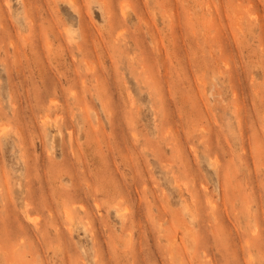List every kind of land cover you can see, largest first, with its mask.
Returning <instances> with one entry per match:
<instances>
[{
	"label": "rangeland",
	"instance_id": "obj_1",
	"mask_svg": "<svg viewBox=\"0 0 264 264\" xmlns=\"http://www.w3.org/2000/svg\"><path fill=\"white\" fill-rule=\"evenodd\" d=\"M0 252L264 264V0H0Z\"/></svg>",
	"mask_w": 264,
	"mask_h": 264
},
{
	"label": "bare ground",
	"instance_id": "obj_2",
	"mask_svg": "<svg viewBox=\"0 0 264 264\" xmlns=\"http://www.w3.org/2000/svg\"><path fill=\"white\" fill-rule=\"evenodd\" d=\"M106 1H107V0H106ZM201 1H202V0H201ZM203 1H204V0H203ZM218 1H219V0H218ZM220 1H221V0H220ZM182 2H183V1H182ZM209 2H210V1H209ZM202 3H203V2H202ZM211 3H212V2H211ZM253 3H255V2H253ZM110 5H111V3H110ZM207 5H209V4H207ZM212 5H213V4H212ZM191 6H192V5H191ZM237 6H238V5H237ZM185 7H186V6H185ZM208 7H209V6H207V8H208ZM210 7H211V6H210ZM228 7H229V6H228ZM235 7H236V6H235ZM235 7H234V9H235ZM255 7H256V6H255ZM108 8H109V7H108ZM174 8H175V7H174ZM207 8H206V9H207ZM213 8H214V6H213ZM236 8H237V7H236ZM238 8H239V6H238ZM248 8H249V7H248ZM26 9H27V8H26ZM104 9H105V8H104ZM206 9H205V10H206ZM232 9H233V8H232ZM232 9H231V10H232ZM123 10H124V9H123ZM25 11H26V10H25ZM208 11H210V10H208ZM222 11H223V10H222ZM113 12H114V11H113ZM189 12H190V11H189ZM206 12H207V11H206ZM211 12H212V11H211ZM211 12H210V13H211ZM215 12H216V11H215ZM26 13L28 14V12H26ZM122 13H123V12H122ZM27 14H26V16H28V15L30 16V14H28V15H27ZM123 14H124V13H123ZM216 14H217V13H216ZM108 15H109V14H108ZM114 15H115V14H114ZM174 15H175V14H174ZM176 15H177V14H176ZM176 15H175V16H176ZM109 16H110V15H109ZM242 16H243V15H242ZM114 17H115V16H114ZM114 17H113V18H114ZM116 17H117V16H116ZM169 17H170V16H169ZM189 17H190V16H189ZM239 17H240V16H239ZM107 18H108V17H107ZM171 18H172V17H171ZM176 18H177V17H176ZM251 18H252V17H251ZM254 18H255V17H254ZM30 19H31V18H30ZM148 19H150V18H148ZM210 19H211V18H210ZM225 19H226V18H225ZM119 20H120V19H119ZM168 20H169V18H168ZM31 21H32V19H31ZM31 21H30V22H31ZM121 21H122V20H121ZM147 21H149V20H147ZM177 21H178V20H177ZM177 21H176V22H177ZM226 21H227V20H226ZM30 22H29V23H30ZM118 22H119V21H118ZM143 22H145V21L143 20ZM176 22H175V24L179 23V22H177V23H176ZM120 23H121V22H120ZM151 23H152V22H151ZM31 24H32V23H31ZM146 25H147V24H146ZM148 26H149V25H148ZM177 26H178V24H177ZM216 26H217V25H216ZM178 27H179V26H178ZM250 27H251V26H250ZM179 28H180V27H179ZM218 28H219V27H218ZM52 29H53V28H52ZM250 29H251V28H250ZM154 30H155V28H154ZM177 30H178V28H177ZM154 32H155V31H154ZM169 32H170V31H169ZM188 32H189V31H188ZM250 32H251V31H250ZM116 33H118V32H116ZM206 33H207V32H206ZM156 34H157V33H156ZM193 34H194V33H193ZM147 35H148V34H147ZM115 36H117V35L115 34ZM211 36H212V34H211ZM219 36H220V35H219ZM152 38H153V36H152ZM95 40H96V39H95ZM14 46H15V45H14ZM101 47H103V46H101ZM14 48H15V47H14ZM14 48H13V49H14ZM14 50H15V49H14ZM22 51H23V50L21 49L20 52H22ZM15 52H17V51H15ZM25 53H26V52H25ZM28 53H29V52H28ZM98 53H99V52H98ZM23 55H24V54H23ZM26 55H27V54H26ZM17 56H18V55H17ZM34 58H35V57H34ZM157 58H158V56H157ZM18 59H19V58H18ZM31 59H33V58H31ZM159 60H160V59H159ZM31 61H32V60H31ZM33 61H34V60H33ZM56 61H57V60H56ZM35 64H36V63H35ZM38 64H41V62L38 63ZM38 64H37V65H38ZM42 65H43V64H41L40 66H42ZM35 67H36V66H35ZM36 68H38V67H36ZM142 68H143V67H142ZM42 69H43V66H42ZM36 70H37V69H36ZM43 70H45V69H43ZM39 71H40V70H39ZM37 73H38V72H37ZM41 74H43V73H41ZM40 77H41V75H40ZM41 78H43V77H41ZM83 86H84V85H83ZM96 93H98V91H96ZM103 94H104V93L102 92V93H100V94H96V95H97V96H98V95H99V96H100V95L102 96ZM74 95H75V94H74ZM104 95H105V94H104ZM101 96L99 97L100 101H101ZM103 97H104V96H103ZM103 97H102V98H103ZM53 99H54V98H53ZM103 99H104V98H103ZM54 100H55V99H54ZM104 100H105V99H104ZM49 101H50V102H49ZM49 101H47L48 106L51 105V104H49V103H51V100H49ZM54 102L56 103V101H53V103H54ZM57 102H58V101H57ZM102 102H104V101H102ZM47 103H46L45 105H47ZM56 104H57V103H56ZM54 105H55V104H54ZM54 105H52V106L54 107ZM55 107H56V106H55ZM57 107H58V106H57ZM45 117H46V119H47V115H45ZM45 117L42 118V120H41L42 123H46V119H45ZM48 119H49V118H48ZM48 121H49V120H48ZM55 124H56V123H55ZM66 124H67V123H66ZM69 129H70V128H69ZM67 130H68V129H67ZM70 131H71V129L69 130V132H70ZM69 135H70V133H69ZM77 151H79V150H77ZM79 153H80V152H79ZM74 154H75V153H74ZM76 156H78V155L76 154ZM80 157H81V156H80ZM185 169H186V168H185ZM112 191H113V190H112ZM111 194H112V193H111ZM45 202H46V201H45ZM45 202H44V204H46V205H43V206H45L46 208H49V207H47V206H48V205H47L48 203H47V202L45 203ZM192 208H193V207H192ZM195 208H196V207H195ZM50 209H51V208H50ZM47 210H48V209H47ZM51 210H52V209H51ZM51 210H49V212H51ZM214 210H215V208H214ZM65 213H66V215H65L66 218H67V219H70L71 216L69 215V212H68V211H65ZM50 214L53 215V212H52V213H49V219H50ZM52 218H54V217H52ZM215 219H216V218H215ZM51 220H53V219H51ZM53 222H54V221H53ZM88 222H89V221H88ZM35 223H36V222H35ZM89 224H90V222H89ZM54 225H55V224H54ZM54 225H53V226H54ZM36 226H37V225H36ZM40 226H41V225H40ZM56 228H57V227H56ZM54 229H55V228H54ZM41 234H42V232H41ZM42 235H43V234H42ZM42 235H41V237H42ZM42 239H43V237H42ZM45 239H46V238H45ZM19 240H20V241H18V242L20 243V242L22 241V239H19ZM18 242H14V243L18 244ZM22 242H23V241H22ZM2 246H3V245H2ZM16 247H18V246L16 245ZM11 250H14V251H15V248L13 247ZM18 250H19V249H18ZM243 250H244V249H243ZM3 251H4V250H3ZM0 253H1V252H0ZM23 255H24V254H23ZM12 259H13V258H12ZM1 264H2V262H1ZM6 264H9V262L6 263Z\"/></svg>",
	"mask_w": 264,
	"mask_h": 264
}]
</instances>
